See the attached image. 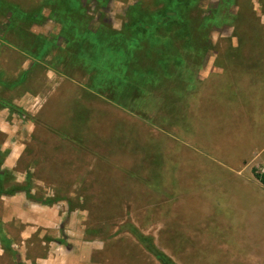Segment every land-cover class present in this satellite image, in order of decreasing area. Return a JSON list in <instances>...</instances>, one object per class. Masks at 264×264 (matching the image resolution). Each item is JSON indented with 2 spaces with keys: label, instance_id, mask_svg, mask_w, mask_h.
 Returning <instances> with one entry per match:
<instances>
[{
  "label": "rangeland",
  "instance_id": "rangeland-1",
  "mask_svg": "<svg viewBox=\"0 0 264 264\" xmlns=\"http://www.w3.org/2000/svg\"><path fill=\"white\" fill-rule=\"evenodd\" d=\"M8 1L27 11L42 5L49 19L46 27L37 29L45 28L42 33L48 31L49 35L59 34L60 26L50 20L53 2ZM145 1L144 6L151 12L159 10L155 18L142 10H136L137 15L131 14V23L134 20L143 30L149 32L152 27L156 31V26L150 23H163L164 12L175 16L171 27L161 29L172 30L168 33L169 45H159L163 49L161 57H156L155 54L160 55L158 52L147 50L145 36L135 38L139 44L128 43L126 50L121 48L114 55L112 63L103 62V68L110 69L111 74L109 78L96 76L97 92L83 89L80 100L71 102L78 95L70 94L66 88L67 94L47 93L49 105L44 108L41 102L35 103L34 110L41 109L32 117L40 125L35 143L21 159L18 166L21 172L15 176L7 172L8 179L2 185L0 182V195L12 188L9 187L14 183L12 178L27 176L26 180L32 179L36 199H65L71 209L81 210L85 236L97 247L91 264H162L133 235L135 229L177 264H264V186L256 177L264 169V161L241 166L240 177L245 185L241 186L236 175L238 169L229 173L214 164L209 154V158L206 156L212 146L233 153L243 145L249 155L264 145V127L261 129L260 123L253 119L245 131L249 135L244 134L239 109L232 112L233 101L222 102L219 96L218 78L223 74L219 76L217 70L211 73L204 91H197V95L191 92L198 85L192 71L175 74L190 66L186 63V52L215 54L218 58L206 60L210 68L213 64L218 65L215 68L231 67L233 71L254 70L243 80L248 82L251 76L257 96L264 100V91L259 87L264 88V0H194L189 8L174 0H161L167 5L162 10L158 0ZM80 2L83 8L85 2ZM10 17L0 16V23H8ZM177 27L183 28L184 34L178 35ZM17 31L10 33L18 34L24 41L21 48L27 49L28 41H36L28 30ZM102 35H91L97 42L95 51L109 53L112 48L100 43L106 38ZM190 36L186 50L181 40ZM35 43L38 48L42 45ZM170 55L180 58L170 59ZM179 61L182 66L175 64ZM188 62L194 67L199 59ZM158 71L163 75L161 84L150 78L156 77ZM82 72L80 76L73 75L85 83L86 75ZM139 75L141 78H137ZM130 80L135 81L133 86ZM118 81L125 86L112 89L119 92L117 98L99 86L116 85ZM201 83L204 82L199 86ZM220 94L228 98L232 95L228 90ZM247 94L243 92L244 97ZM29 105L32 104H28V109ZM192 140L199 144L195 151L187 145ZM214 160L235 167L236 160L234 163L224 157ZM196 163L197 168L192 167ZM231 178L234 180H224ZM217 181L222 182L219 189L225 193L215 190ZM1 206L3 211L9 207L7 203ZM22 228L24 225L17 219L3 223L0 218V230L5 233L0 231V264H25L6 240L8 235L19 243ZM43 238L47 235L40 230L26 241L29 257L45 254Z\"/></svg>",
  "mask_w": 264,
  "mask_h": 264
},
{
  "label": "crops",
  "instance_id": "crops-1",
  "mask_svg": "<svg viewBox=\"0 0 264 264\" xmlns=\"http://www.w3.org/2000/svg\"><path fill=\"white\" fill-rule=\"evenodd\" d=\"M82 1L85 2L83 9L88 19V28L94 33L106 29L107 31L105 32L109 33L108 38H112L110 36L113 32H124V29L131 24L130 12L132 9L137 8V10H142L155 17L159 10L156 9V12H151L152 9L144 6L146 4L145 0ZM157 3L162 4L161 10L167 6L166 3L161 0ZM117 11H120V14H117ZM48 19L49 18H46L41 22L33 23L30 28H28L29 35L34 37L36 41L33 40L34 42H30L27 39V49L21 48L24 44L23 40L13 36L7 30L5 31L3 28H0V139H2L0 140V174L9 172L11 176H15L17 172H21L18 170V166L24 154L26 155L31 148V144L35 143L36 133L40 126L32 118L41 111L40 108L34 110L35 103L41 102V108H44V105H49L47 93H55L57 96L65 92L67 94L66 88H68L70 94L73 93L75 95V93H77L78 97L74 96L73 99H71V102H77V100H80L83 89L90 91L95 90L97 92L96 87H98L99 81H96L95 78L96 76H103L95 66V62L100 58L97 57L95 50L91 53L90 57L84 59L80 58L76 60V58L73 57L78 49L81 50L83 47L85 48V46H79L78 39L73 40L75 36L72 37V35L63 34L62 27L64 25L57 22L60 26V31L57 35H49L50 33L48 31L42 33L45 28H43L42 31L37 29L39 26L46 27L45 24ZM50 20L52 19L50 18ZM71 23L76 24L74 20L73 22L71 21ZM152 23H154V21H151L150 25H152ZM124 37L127 38L124 39ZM128 38L129 35L123 36L121 42L125 50L127 49L128 43L124 40ZM12 39H15V41ZM17 41L19 42L17 43ZM35 42L42 44L40 48H38ZM84 48L82 50H84ZM191 52L192 51L185 53L186 63H189L190 66L185 69L183 68V71L175 73L184 74L185 72V74H191V71L193 72L192 76H195V84L198 85L195 87L193 86L194 88H192L191 92L196 94L199 90L204 91L203 89L206 82L210 81L211 73L217 70L219 76L221 73L223 74L222 77L218 78L219 84L217 89L219 91V96L222 102L226 103L228 100L233 101L231 102V104L234 105L232 106V112L235 113L239 109L240 128L244 131V134L245 131L247 132L246 128H249L250 124L253 123V119H256L260 123L261 129H263V97L259 98L257 96V89L252 86L251 76H249L248 82H244L243 80V78L246 80L245 76L249 75V71L254 72V70L248 69L249 71L245 72V68H241L243 70V72H241L239 68H236V70L233 71V69H230L231 67L227 69H225L224 66L215 68L218 65L213 64L212 68H210L206 65L208 64L206 60L218 58L217 55H199L195 52L194 55H192L190 54ZM169 57L170 59H179L176 55H170ZM193 58L199 59V63H196L197 65L194 67H192V62H188V60ZM203 60H205V62H203ZM175 64L179 65L178 62ZM81 72L86 75L85 83H81L78 78H74V75L80 76ZM255 72L257 73V71ZM240 76H242V78ZM225 78L228 80L225 81ZM200 82H204L201 83L202 86H199ZM45 86L48 88L47 91L45 90ZM259 87L264 91L262 86ZM227 90L232 93L230 98H228L227 95L220 94V92ZM243 92H248L247 96L244 97ZM196 95L194 97H196ZM200 102H198L199 106ZM238 102L240 103L238 104ZM29 103L32 104L31 106L29 105L30 109H28ZM234 124L236 123L234 122ZM230 132L232 131L230 130ZM202 135L203 133L201 137ZM245 135L249 134L246 133ZM187 145L190 149L195 151L199 144L192 140V142ZM263 151L264 145L259 149L256 148L254 151H250L249 155H246L244 145L240 149H236L233 153H227L224 149L221 151V148L216 149L212 146L211 151L207 153L206 156L209 158V154L211 157L209 159H211L214 164H217L219 168L229 173H233L234 170L238 169L236 172L237 178L240 181V185L245 186L242 185L244 182L241 181L242 178L240 177L241 166L244 165V163L248 164L256 160L264 161V157H262ZM214 155H216V157H224V159H228L231 163H234L236 160L234 163L235 167H229L228 164L223 162L216 163L214 160L216 157ZM198 165L199 164L196 163L192 165V167L197 168ZM215 172L217 171L215 170ZM26 178L28 177L26 176ZM26 178H12L11 182L14 183L10 184L11 186L9 185V187L13 185H24V181H26V183L32 187V197L24 190L17 191L14 194L5 193L3 196L0 195V205H2V203H7L9 206H7L8 208L4 211L3 207H0L1 222L8 223L12 221V219H17L21 222V225H24V228H22L20 232L19 243H16L12 238L8 237V235L6 236L8 247L12 248L14 246V252L17 258L20 261L23 259L22 262L25 264H91L92 256L96 252L97 247L92 241L87 240L85 236V230L82 228L83 214L81 210L71 209L65 199H62L63 201L55 200L54 205L45 204L43 202L45 200L41 201L36 199L33 193L34 185L31 183L32 179L26 180ZM221 183L220 181L214 183L215 190L225 193L223 189H219ZM40 230L47 235V238H43L42 241L43 245L46 246L44 249L45 254L39 257L37 255H35V257H29L28 244L26 241ZM1 232L4 233V231ZM40 235L42 234L40 233ZM18 253H22L23 256H20Z\"/></svg>",
  "mask_w": 264,
  "mask_h": 264
},
{
  "label": "trees",
  "instance_id": "trees-1",
  "mask_svg": "<svg viewBox=\"0 0 264 264\" xmlns=\"http://www.w3.org/2000/svg\"><path fill=\"white\" fill-rule=\"evenodd\" d=\"M51 2H53V8L51 9V14L50 17L52 20L61 23L62 25H64L62 27V33L65 35H72L73 40L74 39H78L79 46H85L84 50H77L76 54L73 55L74 58L77 59H84L86 57H90L91 53L94 52L95 50V46L97 45L96 40H92L91 35L96 34L94 32H92L88 26H87V16L84 13V9L81 7V2L80 0H48ZM160 0H158L159 2ZM176 1V3L178 5H184L187 8H189V5L191 3H194L197 0H174ZM169 3V1H167ZM20 5L14 2H10L8 0H0V16L2 15H11L10 20L8 21V23H4L1 24L0 23V28L2 26H4V30L8 31L9 33L13 30H20V32L22 33L23 30L27 31L28 28H30V26L33 23H37V22H41L43 20H45L47 17L45 15H43V6H39L36 7L32 10H23L21 7H19ZM170 6V5H169ZM168 6V7H169ZM80 10H82L83 12L81 13ZM137 8L132 9V11L130 12V16L131 14L137 15L136 12ZM168 10H170V7L168 8ZM167 11V10H166ZM143 13H145L144 11H142ZM141 13L138 15V17H141ZM72 18H71V17ZM153 18H155L154 15H151ZM73 20L76 22V24L71 23V21L73 22ZM162 21L163 23H159V24H154L152 23V25L150 26H156L157 30L154 31L152 29V27L149 28V32L145 31L142 29V27L138 26L137 23H134L135 21L133 20V24L131 23V25H133V28L129 29V26H127L124 29V32H113L112 35L110 37L112 38H108L109 37V33H106L104 30H99L97 32V34L102 35V37H104V35L106 36V38L101 39V42L104 47H106L108 49L112 48V51H110L109 53H100L98 54V52L96 51L97 57H100L98 59V61L95 62V66L96 69L103 75L106 77H110L109 74L110 73V69H108L106 67L103 68V62L106 61L108 63H112V58H114V55H117V53H120L121 48L124 50L121 42L123 40V36L125 35H129V38L126 41L127 43H131L134 40H136L135 38H139L142 39V37L145 36L144 41L148 42L147 46V50H152L155 52H158L160 55L155 54L156 57H161V51H163L162 48L159 47L160 44H163V47H167L169 45V42L171 41L168 33H171L172 30H168L164 29L165 27H171L174 24L175 21V16H171L169 15L167 12H164L163 17H162ZM128 28V30H127ZM23 29V30H22ZM183 28L177 27L175 29L176 33L179 35L180 33H183ZM107 31V30H106ZM18 32V31H17ZM15 35V34H14ZM16 37L18 38L19 35L16 34ZM128 37V36H127ZM126 37V38H127ZM191 37V36H190ZM190 37L187 40H181V42L184 43V46L186 47V50L188 49V47L190 46ZM124 37V39H126ZM132 39V40H131ZM134 39V40H133ZM140 42V41H139ZM138 41H134L133 46L136 45L137 43L139 44ZM130 44V45H131ZM141 44V43H140ZM103 47V46H102ZM113 53V57L111 56ZM180 58V56H179ZM179 60V59H178ZM83 61V60H82ZM95 61V59H94ZM93 63V62H92ZM179 66L181 65V62L179 61ZM94 65V64H93ZM182 66V65H181ZM142 71V70H141ZM141 71H139L138 73H141ZM150 72H154V70H150ZM157 76H152L150 75L151 81L153 83H158L161 84L162 83V77L163 75L158 71ZM186 75V74H185ZM137 78H141V75H139V77ZM186 80L189 79V77H185ZM108 79H106V83H108L107 81ZM139 81V79H138ZM143 82V81H141ZM130 83H132V81L130 80ZM135 83V81L131 84V86H133ZM119 85H124L123 81H118V83H116V85H106V84H99V86L104 87L108 93L110 95L115 94L119 96V92L115 91L113 92L112 89H115L116 86ZM117 98V96H116ZM7 172L5 174H0V182L1 185L2 183H5V181L8 179V177L6 176ZM7 177V178H6ZM257 179L261 182V184L264 186V173H260V174H256ZM31 186L29 184L27 185H13L12 188L6 192V194H14L17 191H21L24 190L28 195H31ZM1 194V193H0ZM32 197V195H31ZM41 200V199H40ZM42 201V200H41ZM55 200L49 199V200H45L43 201L45 204H53ZM133 235L143 244V246L145 247L146 250H148L149 252H151L156 259H158L162 264H177L175 263L170 257L166 256L163 252H160L158 250V248H156L152 242L150 241L149 238L143 236L142 234L139 233V231L137 229H135L133 231Z\"/></svg>",
  "mask_w": 264,
  "mask_h": 264
},
{
  "label": "built area",
  "instance_id": "built-area-1",
  "mask_svg": "<svg viewBox=\"0 0 264 264\" xmlns=\"http://www.w3.org/2000/svg\"><path fill=\"white\" fill-rule=\"evenodd\" d=\"M261 173H264V169L262 170V172Z\"/></svg>",
  "mask_w": 264,
  "mask_h": 264
}]
</instances>
